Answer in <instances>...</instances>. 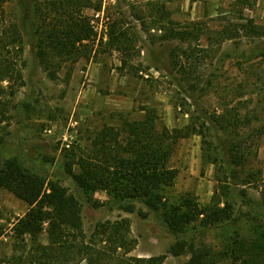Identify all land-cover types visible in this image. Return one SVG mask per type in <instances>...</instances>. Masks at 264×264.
Segmentation results:
<instances>
[{
  "label": "rangeland",
  "instance_id": "374dc122",
  "mask_svg": "<svg viewBox=\"0 0 264 264\" xmlns=\"http://www.w3.org/2000/svg\"><path fill=\"white\" fill-rule=\"evenodd\" d=\"M46 1L0 0V37L12 24L22 36L10 46L22 76L0 82V168L18 157L79 198L90 255L70 264H93L96 255L95 264H233L236 239L264 246V9L257 0H102L101 10H84L94 30L83 42L90 56L57 59L55 77L36 57V7ZM161 5L176 30L195 34L164 39L161 27L170 23L157 22ZM115 22L128 51L109 44ZM147 109L159 129L190 133L175 145L169 165L178 175L157 191L158 211L147 201L127 211L107 191L80 188L65 166L89 155L103 129L142 120ZM186 196L223 218L203 214L172 227ZM29 210L0 186V259L29 257L33 242L15 231ZM124 220L123 241L100 234L99 225Z\"/></svg>",
  "mask_w": 264,
  "mask_h": 264
},
{
  "label": "trees",
  "instance_id": "16d2710c",
  "mask_svg": "<svg viewBox=\"0 0 264 264\" xmlns=\"http://www.w3.org/2000/svg\"><path fill=\"white\" fill-rule=\"evenodd\" d=\"M45 9H48V14L55 15L46 19L43 13ZM85 9L101 10L102 0H48L44 7H36V13L42 20L36 29V57L54 77L55 72L51 67L56 64L57 59L90 56L88 52L91 49L83 42L93 40L94 30L90 17L84 14ZM158 11L160 17L157 22L167 20L170 23L161 27L165 30L164 39L176 36L185 39L186 35L195 34L194 31L176 30L164 5L159 6ZM117 27L118 23L115 22L109 44L120 50H130L126 32L118 31ZM21 42L18 24L3 29L0 37V82L21 78L17 60L11 57L13 54L10 49V46ZM156 120V112L147 109L142 120L124 119L122 127H106L93 141V150L89 155L82 156L77 161L67 160V172L82 189L107 191L118 208L133 211L137 201H147L152 209L158 211L160 199L157 191L172 186L178 175V171L169 165L175 145L180 138L189 136L190 132H186L184 128L159 129ZM76 164L79 165L78 172L74 171ZM0 186L30 206L26 216L19 220L15 231L18 238L25 239L29 236L33 242L29 257L13 255L7 259L1 258L0 264H70L80 253L90 255L85 241L81 202L59 181L47 183L46 178L26 169L17 157L0 168ZM182 206L186 209L171 224L172 227L181 221L189 223L203 214L212 221L223 218L219 211L210 213L209 208L201 206L193 196L184 197ZM45 223L48 224L47 244L39 241ZM127 224L126 220L107 222L98 228L107 241L115 243L118 239L123 241L121 231ZM3 235V228L0 226V238ZM77 238H80L79 242ZM184 248L183 245L181 250ZM229 251L233 264H264V246L259 243L236 239ZM93 257V264L101 258L99 255ZM150 262L157 264L156 259Z\"/></svg>",
  "mask_w": 264,
  "mask_h": 264
},
{
  "label": "built area",
  "instance_id": "2783aa9c",
  "mask_svg": "<svg viewBox=\"0 0 264 264\" xmlns=\"http://www.w3.org/2000/svg\"><path fill=\"white\" fill-rule=\"evenodd\" d=\"M101 12H97L95 15H94V18L95 20H99L100 18L102 19V16H101ZM100 26H96V30L99 29Z\"/></svg>",
  "mask_w": 264,
  "mask_h": 264
},
{
  "label": "crops",
  "instance_id": "0c3cea01",
  "mask_svg": "<svg viewBox=\"0 0 264 264\" xmlns=\"http://www.w3.org/2000/svg\"><path fill=\"white\" fill-rule=\"evenodd\" d=\"M257 5H258V7H260L261 9H264V0H257Z\"/></svg>",
  "mask_w": 264,
  "mask_h": 264
}]
</instances>
